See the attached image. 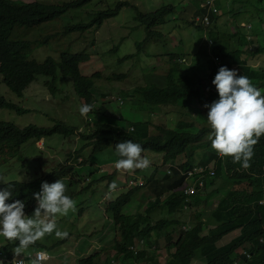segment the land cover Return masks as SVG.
Segmentation results:
<instances>
[{"label": "trees", "instance_id": "16d2710c", "mask_svg": "<svg viewBox=\"0 0 264 264\" xmlns=\"http://www.w3.org/2000/svg\"><path fill=\"white\" fill-rule=\"evenodd\" d=\"M94 0H72L61 5L44 4L38 1L25 2L20 0H0V76L2 83L16 96L22 97L29 86L35 82L37 76L51 78L47 82L49 92L52 96L58 93L54 84L56 76L68 79L75 95L84 106L91 105L92 114L105 113L106 107L94 111L96 99L92 94L97 79L102 78L101 73L92 76L82 75L80 65L90 60L89 54H75L70 52H60L58 59L47 56L42 63L31 59L34 52V43L26 39H18L13 36L17 26L34 27L57 20L59 16L68 12L70 9L82 8ZM221 12L227 10L223 3H238L252 5L254 13L257 14L259 27L264 26V0H214ZM261 4V5H259ZM120 5H118L119 7ZM174 6L165 4L152 12L138 11L136 20L146 30L147 39L150 37L162 38L163 34L157 30L159 26L168 27L171 23L165 22L166 16L172 13ZM114 9H103L97 12V16L90 22H79L74 25H68L63 30V34L85 33L91 29L102 28L109 17L115 15ZM197 15H209L211 24L209 28V37L213 39L212 46L208 51L211 57L217 56L221 60L220 66H215L210 74L211 82L208 90L201 89L196 80V75L185 76L180 72L181 65L173 61L167 75V84L160 86L157 84L137 85L132 90L135 95L142 97V104L153 109L149 117L155 113V107L177 106L181 105L190 111L181 113V116L188 120H179L174 129L162 128L156 126L158 136H149L148 130L153 126L151 121L145 123H130L132 130L125 131L111 125H95L88 134H80L82 142H85L83 148L73 155H68L69 163H75L82 158L80 155L85 149L93 150V156L100 154L108 149L115 151V145L126 140L138 143L144 149L142 155L151 153L162 156L161 167H156L151 176L145 179V187H136L123 193L113 201L109 202L107 210L112 215L114 226L120 227L121 232H116L114 243L106 248V251L115 252L114 260L107 258L102 252L89 254L82 257L76 264H191L195 259L197 252L205 259V264H233L237 260H242L243 264H264V205L260 204L264 200V136L259 143L254 146V156L250 161L251 167L243 169L241 164L233 163L232 159L224 158L220 160L217 153L211 148V142L207 139L211 132L207 123L208 108L205 105H211L219 99L215 86L212 84L216 74L221 67H227L229 70H235L238 75H244L249 78L253 86L257 87L264 95V71H257L247 63V59L242 56H251L261 52L262 48L256 49L254 41L247 39V36L240 33H232V38L238 37V48L234 50L231 46L223 48L220 46L219 34H217L218 21L221 15L213 14L210 4L206 0H190L189 4L180 13V20L187 26L193 27L199 31L203 26L197 25ZM253 12L250 13V17ZM248 21V20H247ZM165 24V25H164ZM167 30V29H166ZM216 31V32H214ZM52 36H44L35 43L46 45ZM247 40V41H246ZM142 45V43H141ZM139 44V47H141ZM207 51V52H208ZM127 56L124 60L132 58ZM125 78L123 75L119 79ZM0 109H7L18 114L26 113L18 105L0 99ZM199 110L197 114H193ZM191 111H193L191 113ZM122 119H120L121 121ZM199 123V124H198ZM206 124L207 126H201ZM132 125V127H130ZM139 127V128H138ZM141 130V137L135 132ZM76 129L55 123L51 128L41 129L36 127H27L23 130L0 123V154L3 156H18L21 149L30 142L40 141L42 139L54 136L68 139L74 136ZM198 152H203L201 159L196 160ZM7 153V154H6ZM90 159L92 157L90 156ZM195 160V162H194ZM22 161V159L20 160ZM89 160H82L80 166H84ZM178 169L173 168L172 174L161 173L170 164H176ZM214 164L215 177L206 180V188L191 198L190 207L199 206L203 197L205 202L210 201L212 196H220L209 214V221L205 220L204 214L195 213L196 221L188 229L183 227L184 223L175 220H161L156 223L151 222L148 211L153 208L166 205L169 214L181 213L185 204L186 197L180 192L179 186L184 183V173L196 166H208ZM74 167H61L54 169L49 175L44 176L32 183H8L12 185L13 195L7 201L12 203L19 200L24 203L25 211L33 215L37 206L34 194L41 191V185L44 182L52 184L57 180L70 175ZM161 174L162 177L159 175ZM116 175H103L104 178L112 179ZM220 182L217 188L208 194L207 190L216 179ZM73 181V178L71 179ZM75 182V181H74ZM247 184V187L253 188L251 192L257 194V198L240 202L236 198L231 199L229 194L233 192L234 187H240ZM4 184L0 190L6 188ZM256 188V192L254 191ZM144 190L141 196L146 201L148 207L145 214L135 215L124 214L125 206ZM165 195V198H161ZM203 216V217H202ZM186 226V225H184ZM173 228V230H172ZM176 228V229H175ZM171 229V230H170ZM175 231V232H174ZM163 232L166 233L168 245L165 250L160 249L153 240V237H159ZM231 232H239V235L232 239L228 244L219 247L218 243ZM174 234H177L175 237ZM144 239L147 247L146 256L132 252L129 247L136 241ZM244 248L249 252L251 259L247 260L245 256L238 255L237 251ZM172 249V252H171ZM157 251L164 254L165 259L159 262ZM170 251V252H169ZM122 256V257H121ZM120 257V258H119ZM106 259L105 261H102ZM156 259V261L154 260Z\"/></svg>", "mask_w": 264, "mask_h": 264}, {"label": "rangeland", "instance_id": "374dc122", "mask_svg": "<svg viewBox=\"0 0 264 264\" xmlns=\"http://www.w3.org/2000/svg\"><path fill=\"white\" fill-rule=\"evenodd\" d=\"M20 1H38L44 4L61 5L72 0ZM121 1L94 0L93 3H89L82 8L70 9L52 22L34 27H16L13 36L34 43L35 49L31 59L36 60L38 63H42L47 56L58 59L60 52L89 54L90 60L80 65V72L85 76L101 73L102 78L97 79L95 87L92 89V94L96 99L94 111L101 109L102 105L105 104L106 111L101 114H90V116L88 114L82 115L80 108L83 107V103L75 95L71 82L59 75L56 76L54 84L58 93L54 96L48 93L46 85L47 82L51 81V78L37 76L35 82L29 86L22 97L13 94L2 83V77L0 76V98L4 97L5 100L27 110V113L18 114L12 110L0 109V123H10L19 129L29 126L48 129L55 123H60L78 130L77 135L74 134L68 139L54 136L43 139L41 142H30L25 145L22 148L23 162L10 159L5 164L6 168H0V178H3L5 182L0 181L1 184L10 182L31 183L48 175L53 169L64 165L68 154L79 152L78 150L87 144L81 141L80 134H88L95 124L111 125L128 131L130 130V123L138 124L151 121L153 126L149 128L148 135L158 136L156 126L174 129L179 120H188V118L181 116V113L190 110L181 105L155 107L156 112L149 117L153 109L148 108L144 103L142 104V97L135 95L132 90L137 85L157 84L165 86L173 61L181 64L180 72L185 76L196 75V80L201 89H209L210 74L212 69L218 66V63L220 64V60L216 62L208 51V45L211 47L213 43V39L209 37L210 33L208 34L209 28L199 31L187 26L185 22L180 20L181 11L185 9L190 0H123L128 2L125 3L124 7H120L117 14L109 17L102 28L91 29L85 33H62L66 26L79 22H90L97 16V12L106 8L114 9ZM244 1L242 0V2ZM165 4L174 6L172 13L167 15L165 19V22L171 23V26L166 28L159 26L157 28L163 34L161 39L155 37L147 39L145 28L135 20L137 12H152ZM223 5L227 10L226 13L222 14L221 8L216 11L217 15H221L218 21L219 30L217 31L220 46L225 49L231 46L236 50L238 48V37L231 39V35L239 31L246 35L249 41L251 39L254 41L256 49L262 48L261 52L257 54L242 57L246 58L247 63L255 70L264 71V26H261L260 30L257 29L260 24L257 20V14L254 13V8L250 4H241V2H224ZM251 12H253V16L250 17ZM249 24L253 26V29ZM48 35H51L52 38L48 40L46 45L35 43ZM207 43L209 44L207 45ZM139 44L141 47H139ZM130 55H133V57L124 60L125 57ZM215 57L217 58V56ZM121 75L125 78L119 79ZM122 102L123 104H121ZM198 112L199 110H195L193 114ZM120 119L122 120L120 121ZM201 126L207 125L202 124ZM135 134L138 137L142 136L141 130H137ZM202 154L203 152H198L195 159H201ZM93 155V150L89 148L85 149L80 155L82 160L89 156L93 159L92 162L89 160L87 165L73 169V177L79 183L71 181L69 176L62 179L66 186L65 194L75 202V209L69 211L66 216H57L56 225L57 230L66 231L68 237L59 239L53 233L45 235L36 242L40 244L36 253L40 250L39 247L42 246L49 256L61 257V262L54 264H76L78 256L81 258L87 257L89 254L97 252H102L103 255L113 261L115 252L106 251V248L114 243L115 235L112 215L107 213L108 203L132 189L127 184L129 174H133L132 180L136 183L140 179L151 176L153 170L162 165L161 155L148 153L142 155L151 162L148 169H137L131 173L116 171L114 172L116 173L114 178L109 179L106 177L101 180V176L92 172L93 166L96 168L107 166L116 163L120 157L113 149ZM80 162L78 160L77 164ZM108 169L110 170L109 167ZM164 170L166 169H161V173ZM159 175L161 176V174ZM112 182L117 185L114 191L109 190V185ZM219 182L220 180L217 178L209 186L208 194L217 188ZM251 190L253 188L243 184L240 187H234L229 197L235 199V201L237 198L240 202H245L251 197L252 200L256 199L258 195L253 194ZM254 191L256 192V188ZM143 193L144 190L139 192L125 206L124 214L135 215L139 211L145 214V209L148 206L146 201L141 198L144 195ZM235 196L237 197L235 198ZM218 198H220L219 195L212 196L208 203L205 202L206 200L203 197L199 206H194L191 210L183 209L181 213L172 215L169 214L166 205H161L148 211L147 217L151 218L150 220L153 223L164 219H177L188 228L197 219L195 213L204 214L205 220L209 221V214ZM117 229L121 231L120 228ZM238 234L239 232L229 233L218 243V246L228 244ZM175 235L177 236V234ZM0 240L3 241L1 237ZM153 240L157 246L161 247L160 249L165 250L168 245L165 232L159 237H153ZM2 244L6 243H0V245ZM146 250L145 247H139L140 257L146 256ZM165 253L158 252L159 259L163 260ZM72 255H75V257H72ZM154 260L156 261V259ZM52 261L50 260V262ZM115 262L114 264H118ZM191 264H205V259L199 251Z\"/></svg>", "mask_w": 264, "mask_h": 264}, {"label": "clouds", "instance_id": "9594fccd", "mask_svg": "<svg viewBox=\"0 0 264 264\" xmlns=\"http://www.w3.org/2000/svg\"><path fill=\"white\" fill-rule=\"evenodd\" d=\"M127 2L128 1L122 0L117 4V7L114 8L116 14L120 11V7H124L125 3ZM118 5L120 6L118 7ZM214 7H216L217 10L219 8L216 6L215 1ZM211 9L213 14H216L217 10L214 11L212 6ZM199 16L203 17L201 15L195 16L197 25L199 24L208 29L212 23H210V21L208 24L201 23V20H198ZM250 27L253 29V26L250 25ZM213 57L212 58L215 59L216 62L220 60L218 57ZM176 63L180 64L179 62ZM220 65L221 60L220 64L218 63V66ZM212 84L216 88L219 99L214 101L211 105L204 106L205 108L209 109L207 113V123L211 129L207 139L211 142V148L217 153L219 157H230L233 163L241 164L243 169H248L251 167L250 161L254 156V146L257 145L260 138L264 136V95H262L261 91L257 87L253 86L252 82L247 76L238 75L235 70H229L227 67H221L219 69L214 80L212 81ZM48 93L51 95L49 92V87ZM91 108V105H83V107L80 108V112L82 115L88 114V116H90V114H92L89 113ZM6 124L13 125L10 123ZM77 133L78 131L75 134L77 135ZM41 141H43V139L36 142ZM115 151L120 157L116 163H112L107 166H98V168L93 166L94 169L92 172H95V174H98L102 177L103 175H114L116 174L114 173L116 171L131 173L137 169L146 170L150 167L151 162L147 157L142 156L144 149L138 143H134L131 140L117 143L115 145ZM71 154L73 155L74 153ZM10 159L23 162L24 156L22 155V149L17 157H9L8 154L7 156H3L0 154V168H6L5 164ZM21 159L22 161H20ZM92 159H90L89 156L84 160H90L92 162ZM79 161L82 162V158L79 159ZM81 162L78 164L77 162L69 163L67 156L65 164L55 169L59 170V168L65 166L81 168L83 167L79 165ZM170 165L175 166L174 168L178 169L177 163ZM211 165L214 167V164ZM167 168L168 166H166V170L163 171L166 174H168ZM172 169L169 175L172 174ZM73 171L67 176L70 177V180L73 178V182L75 181V183H79V181L77 182L76 178L73 177ZM129 175L130 177L127 180V184L132 189H135L136 187H145V179L149 178L147 176L145 179H140L135 183V181L132 180L133 174ZM0 181L4 182L3 178H0ZM132 181L133 184L131 185ZM139 181H142L143 185H140L138 183ZM135 184L136 186L134 187ZM2 185L4 184L0 183V186ZM6 185V188L0 190V237L3 239V241L0 240V243H6L0 245V264H48L50 257L46 249L41 246L39 247L40 250L36 253L37 247L40 245L36 242L45 237V235H51L53 233H55V236L59 239H65L68 237V233L66 231L62 232L57 230L56 218L57 216H66L69 211L74 210L75 202L65 194L66 186L62 179L57 180L52 184L44 182L41 185V191L34 194V198L37 201L35 206L37 207L35 208L33 215H30L28 214V211L24 210L25 205L23 202L16 200L12 203H7V201H9L13 195V186L8 183ZM116 188L117 185L115 182H112L109 185L110 191H114ZM180 192H183V190L180 189ZM161 198L164 199L165 195H163ZM259 203L264 205V200H261ZM191 208L192 207H190L189 204V208H184V210H191ZM107 213H109L108 210ZM183 227L187 228L186 226ZM117 228L120 227L114 226V234L118 232ZM139 247H145L147 249L144 239L136 241L135 244L129 247V249L132 252L138 253ZM79 257L80 256H78V259L75 263L81 259V257ZM164 259L165 257L163 260ZM163 260L159 259V262L161 263Z\"/></svg>", "mask_w": 264, "mask_h": 264}, {"label": "built area", "instance_id": "2783aa9c", "mask_svg": "<svg viewBox=\"0 0 264 264\" xmlns=\"http://www.w3.org/2000/svg\"><path fill=\"white\" fill-rule=\"evenodd\" d=\"M210 6L213 7V10L216 11V7H214V0H206ZM198 20H201V23L208 24L209 23V15H205L203 17H198ZM123 103V102H122ZM220 160H224V158H221L218 156ZM175 166L168 165L167 172L168 174L171 173V169ZM264 168V164H263ZM215 168L211 166H196L192 170L187 171L185 176V181L183 184H181L179 187L181 190H183V193L186 197V203L184 205V208H189V204L191 202V197L196 195L198 191L203 190L206 188V180L208 177L210 179L215 177ZM140 185H143L142 181L138 182ZM133 184V181L131 182V185ZM239 255L245 256L247 260L251 259V256L248 251H246L244 248H241L237 251ZM233 264H243L241 260L235 261Z\"/></svg>", "mask_w": 264, "mask_h": 264}, {"label": "crops", "instance_id": "0c3cea01", "mask_svg": "<svg viewBox=\"0 0 264 264\" xmlns=\"http://www.w3.org/2000/svg\"><path fill=\"white\" fill-rule=\"evenodd\" d=\"M264 25V24H263ZM263 27V26H262ZM262 27L260 28H257L258 30H260ZM256 29V30H257ZM239 235V234H238ZM49 257H53V258H50V260H53L52 262H48V264H54V263H58V262H61V257L60 256H49ZM72 257H75V255H72Z\"/></svg>", "mask_w": 264, "mask_h": 264}]
</instances>
